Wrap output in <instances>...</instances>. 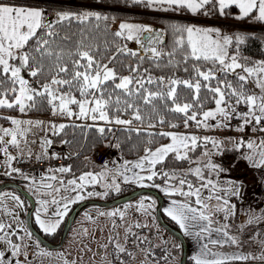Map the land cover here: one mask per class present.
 <instances>
[{
  "label": "snow or ice",
  "instance_id": "snow-or-ice-1",
  "mask_svg": "<svg viewBox=\"0 0 264 264\" xmlns=\"http://www.w3.org/2000/svg\"><path fill=\"white\" fill-rule=\"evenodd\" d=\"M42 2L0 0V110L21 114L48 110L53 116L91 121L75 126L94 127L103 139L108 133L114 135L118 126L127 140L133 135L137 138L139 143L133 148L142 149L143 154L119 165L111 161L114 167L106 162L100 172L89 171L71 179L63 178L73 172L71 166L48 168L38 182L34 175L14 167L13 161L24 156L29 134L34 129L43 131L44 122L0 117L11 125H0V154L9 169L6 175L22 177L29 192L39 197L34 215L40 230L54 235L71 205L93 195L107 196L111 190L119 192L121 182L136 184L158 188L171 198L163 210L165 215L185 236L200 244L198 252L190 256L193 264L249 260L264 264V237L259 234L252 237L261 246L259 255L218 251L225 245L239 248L245 228L264 222V213L252 212L239 227L240 235L232 234L227 221L236 215V205L230 203V197H239L240 187L235 182L218 186L212 175L227 171L214 159L223 154L224 141L179 131L181 127H195L264 133V60H252L241 49L250 37L196 25L173 24L158 30L126 20L113 30L115 17L91 9H61L50 14ZM131 4L153 11L183 10L194 16H206L210 11L227 16L231 14L227 10L235 8L236 19L264 24V0H131ZM130 42L137 47L130 48ZM154 69L161 74H155ZM180 72L185 75H178ZM233 120L239 121L234 128ZM65 127L48 125L53 132ZM228 143L240 154V160L264 169V137L239 136L228 138ZM44 144L51 141L45 139ZM112 146L120 148L121 141L117 138ZM10 148L19 156H13ZM27 152L31 158V150ZM45 155H36L35 160L41 162ZM170 159L188 166L167 169ZM157 178L163 183L157 184ZM100 182H105L103 193L87 190ZM5 198L0 195V204ZM7 198L16 208H25L20 196L10 194ZM155 204L151 197H143L136 208L152 216ZM130 206L124 205V209ZM2 210L13 221L18 220L14 210L6 205ZM219 213H223V222L216 219ZM100 215L123 219L125 211L116 209ZM127 231L131 233V228ZM213 233L220 238H212ZM25 238L34 239L28 228L0 222V264H32L26 251L31 244H25ZM40 243L36 240L37 249ZM114 247L118 253L131 256L118 242ZM33 254L53 255L46 250ZM148 258H154V253L148 251ZM163 259L174 257L168 253ZM63 264L69 261L64 259Z\"/></svg>",
  "mask_w": 264,
  "mask_h": 264
},
{
  "label": "rangeland",
  "instance_id": "rangeland-1",
  "mask_svg": "<svg viewBox=\"0 0 264 264\" xmlns=\"http://www.w3.org/2000/svg\"><path fill=\"white\" fill-rule=\"evenodd\" d=\"M63 4L67 5V7H70L71 10L73 11L84 10V9H91L95 11L102 10L101 6L90 2H81V1L73 2V3L64 2ZM147 10L148 11L145 12L146 15L157 16L165 19L178 18L180 20L187 21L188 23L186 25H196L205 28H217L222 33L227 35H233L239 33L251 38H255L256 36L259 38L257 40V46L259 47V53L261 54V57H259L257 60H264V36L261 35L257 36L255 32L257 30L263 33L264 26H260L259 28H256V30L252 31V29L254 28L251 29L249 26H244L246 25L244 23H243L244 25L242 24L243 25L242 26L240 25V23H234L232 21L230 22V20H222L219 19L218 17H212V16L210 17L207 15L194 16L189 12L187 15L183 10L179 12L153 11L150 9ZM115 18H116V23L112 25L113 30H115L118 27V24L121 21H125V20L134 24L150 25L154 29H158V30L163 29L161 25H158L154 21L141 22L139 20H130L126 18H117V17ZM129 47L135 49L137 45L133 42H130ZM243 54L245 55V53ZM245 56L250 57L248 54H246ZM250 87L255 91H259L258 89H255L254 85H250ZM0 116L5 117L7 116V114L3 111H0ZM57 116H54L53 119L55 120L56 124L59 125L60 121L58 120ZM60 118L65 121L70 120L69 118L63 116H60ZM48 122L49 121H47L46 124L47 127L49 125ZM49 123H51V121ZM81 123L91 124L92 122L82 121ZM10 126L11 125L7 124L4 125L3 127H10ZM210 130H212L216 134H226L229 132H235L231 129H219V128L210 129ZM40 131H41L40 129H34L33 132L29 134L28 136L29 144H32L33 143L32 141H35L33 145H35L36 142L41 144L42 141H44L45 139L49 140L48 137H43L42 136L43 134H41L42 131L41 132ZM251 132L254 133L253 131ZM114 138L115 137L112 134L109 141L104 146L98 149H102L110 145L111 149L113 150V153L116 156L117 148L112 146L116 143ZM249 138L258 139V137L256 136H250ZM216 139L224 141V147L226 148V150H223V154L220 155V157L219 155H217V158L219 157L218 160L217 158L214 159L218 164L226 168L227 171L212 175L214 179L218 182V186H227L229 182H235L240 187L241 190L240 196L230 197V203L236 205V215L234 217H231L229 221H227V223H230L231 225L232 234L240 235V233L238 232L239 227L245 225L247 219L249 218V215L252 212H255L256 215H260L261 213H264V169L254 168L251 165H249L247 161L240 160L239 159L240 154L236 151H233L232 150L233 148L230 150L229 147L231 145L230 143H228V138H226L225 136H220ZM51 146H52L51 144L50 145L44 144L41 149V145H40V149H39L40 151L36 155H40L41 150H43V152H46V154L47 153L50 154V155L47 154L43 158L50 157L53 153H55L54 151H52ZM96 150H94L91 154V161H93L92 156ZM10 152H13L11 148H10ZM110 164L111 163H109V165ZM103 165L99 166L93 164L94 170L91 172L94 173L100 172L101 171L100 169L103 167ZM43 173L46 174V171ZM40 175L41 174L34 175L37 178V181H39ZM189 179L194 180L193 177H189ZM23 182L24 184L22 185V187L33 197L35 201V209H36L38 207V205L36 204V200L39 197L29 192L28 188L26 187L27 181L23 179ZM104 183L105 182L97 183L94 187H89L87 190L96 193H103L105 191V188L103 187ZM133 187L140 188V186L137 185H132L131 188ZM12 192L13 190L11 189H5L0 193V195H5V193H12ZM119 194L120 191L116 192L114 190H111L109 191L107 196L93 195L92 197L86 198L84 200L109 201L115 199L116 196H118ZM205 195H207V192H205ZM20 197L21 200L25 202V208L22 210L16 208L13 201L10 199H4L3 204H0V212L3 211L2 209L6 205L10 211L14 210L19 214L18 221L17 220L13 221L11 216H9L6 212L3 211L10 217V219L7 220V223H12L14 227H18V224L20 222H23L22 224L20 223L22 227H26L25 217L27 213L26 208L28 205H27V201L22 196ZM143 197H151V196L141 195L123 204L113 205L110 207H99V206L85 207L73 221L63 245L58 249H48L41 244H40V248L37 249L35 238L33 240H28L27 238H25L24 243L31 244V247L26 250L29 259L31 260L32 264H63L64 259L68 260L69 264H112V263H121V262L128 264H157V262L158 264H179L178 255H179L180 247L178 240L175 239L170 234H168L157 223L156 218L155 219L152 218L155 217L156 208L152 212V216L146 215L142 211L137 210L136 205ZM151 199H154V197H151ZM146 202L149 203L150 201H146ZM212 203L215 204L216 201L213 200ZM73 205L70 206V209ZM124 205H131V206L127 210H125ZM35 209L32 215V223L36 229L40 230L39 226L35 223V215H34ZM116 209L125 211V216L123 219H120L119 215L115 217H110L108 215H103V216L100 215L101 212L108 213ZM67 216L64 217L57 232L62 231V227ZM216 219L223 220V213L217 214ZM137 224H139L141 227L139 228L135 227V225ZM144 225H147V227H144ZM129 228H131V233H128L127 231ZM40 232L42 231L40 230ZM262 232H264V222H261L259 224H253L246 227L243 234L240 235V239L243 241L240 248H244L247 245H249L250 244L249 242L254 241L252 237L256 234H259L260 236ZM56 234L53 235L54 238L49 239L50 240L49 242L57 243L59 241V239L58 241L55 239L58 237L56 236ZM13 239H15V237ZM116 242H118L120 246L125 247L127 249V252L131 253V256H129L127 253H118L114 247ZM162 244H165L166 249H164L161 252L155 251L154 258H148V251L152 252ZM259 246L260 244L254 241V250L259 249ZM225 249L224 248L218 249V251H224ZM41 250L52 252L53 255L51 257H41L33 254L34 252H39ZM168 253H171L174 259H169L168 261H165L163 257ZM57 254H62V257L58 256ZM21 259H23V257H21ZM251 261H259V260H251Z\"/></svg>",
  "mask_w": 264,
  "mask_h": 264
},
{
  "label": "trees",
  "instance_id": "trees-1",
  "mask_svg": "<svg viewBox=\"0 0 264 264\" xmlns=\"http://www.w3.org/2000/svg\"><path fill=\"white\" fill-rule=\"evenodd\" d=\"M90 2L97 4L102 7V10L99 11L104 15H108L110 17H117V18H126L130 20H139V21H154L158 25H161L163 29H168L169 26L173 24H179V25H186L188 22L184 20H180L178 18H160L157 16H152V15H146V11H148L146 8L143 6H137V5H132L131 0H43L42 5L43 7L47 8L50 14H53L57 10H71L70 7H67V5L63 4L64 2ZM20 2H24V0H20ZM230 12V15L227 16H220L218 13L210 11L207 16H212V17H218L219 19L222 20H230V22L234 23H244L246 20H238L235 18V16L238 14V10L235 8L227 10ZM185 14L188 15V12L184 11ZM202 15V14H201ZM200 15V16H201ZM202 19V18H200ZM197 19V20H200ZM244 25V24H243ZM242 25V26H243ZM264 26V24H262ZM246 26V25H244ZM256 30V28L252 29V31ZM257 36L261 35L264 36V32L262 33L261 31H255ZM259 38L255 36V38H251L247 40L245 45H242L241 49L242 52L248 54L252 60H257L259 57H261V54L259 53V47L257 46V40ZM155 74L159 75L161 74L160 72L156 71L155 69L153 70ZM127 74V73H125ZM180 76H184L185 74L180 72L178 73ZM232 79L233 77H229ZM250 87V86H249ZM251 88V87H250ZM209 107H214V105H208ZM5 112L6 114H12V115H17L21 114L18 111H12V110H0ZM26 116H31V117H49L51 115V112L48 110H41V111H31L28 112L27 114H24ZM1 117V116H0ZM4 117V116H3ZM9 125L7 120L0 119V125ZM75 125H83V124H67L66 127L62 131H55L50 134V141H51V149L55 153L53 155H56L61 152H66L65 154L68 155L71 158V167L73 172L65 174L63 176L64 179H71L78 177L79 175L93 171L94 166L93 162L91 161V154L94 150L104 146L109 139L111 138V133L107 134V139H103L100 137L99 133L96 131V129L93 128H88V127H76ZM180 129H183L182 127ZM179 129V130H180ZM189 129H195V127H191ZM126 133H123L119 128H116L115 134H114V139L115 142L117 141V138L121 141V147L117 148V154H116V159L121 160H132L138 158L140 155L143 154L142 149L141 150H136L133 148L134 144H138L139 141L137 138L133 135V138L131 140L126 139ZM165 143L167 141H164ZM62 150V151H60ZM64 150V151H63ZM35 158V156H32ZM95 165V164H94ZM188 165L183 164V165H177L174 161L171 159L166 162V168L167 169H172L176 167H181V168H186ZM74 174V175H73ZM20 176H14L8 179H5V181L9 182H18L21 184V186L24 184L23 179ZM4 181V182H5ZM157 184H162L163 181L160 179H156L155 181ZM123 189L120 190V194L117 197H120L122 195H125L137 188L133 187L131 188L130 185H126L122 187ZM17 194H19L16 190L11 189ZM20 195V194H19ZM153 197V196H151ZM113 198V197H111ZM115 198V197H114ZM155 199V198H154ZM156 204L154 206V210L157 207V200L155 199ZM27 210L29 209V204L27 203ZM76 205V204H75ZM73 205L71 209L75 206ZM70 209V211H71ZM83 210V209H82ZM81 210V211H82ZM80 211V212H81ZM163 216V215H162ZM163 219L167 224H169L171 227L178 229L177 225L170 220L166 219L163 216ZM38 230V229H37ZM40 231V230H39ZM57 233V234H56ZM57 238H55L57 241L60 239V233L61 231L56 232ZM44 234V233H43ZM46 239L50 241L49 239L54 238L53 235H47L45 234ZM179 243V242H178ZM180 251L178 255V260L180 261V256H181V245L179 243ZM164 249H166L165 244L160 245L157 247L155 251L161 252ZM186 264H193V262L187 258Z\"/></svg>",
  "mask_w": 264,
  "mask_h": 264
},
{
  "label": "crops",
  "instance_id": "crops-1",
  "mask_svg": "<svg viewBox=\"0 0 264 264\" xmlns=\"http://www.w3.org/2000/svg\"><path fill=\"white\" fill-rule=\"evenodd\" d=\"M238 10V9H237ZM238 15V14H237ZM243 24V23H242ZM244 24H246V26H249L251 29L252 28H259L260 26H263L262 24H260V23H250L248 20H246L245 22H244ZM7 116H11V117H16V118H19V119H22V120H32V121H37V120H40V121H43L44 123H45V125H44V130L41 132V134H43L42 136L43 137H48V138H50V134L51 133H53V131H51V130H49V128L46 126V124H47V121H51V123H54V124H56V122H55V120L53 119V115L51 114L49 117H45V118H41V117H29V116H26V115H22V114H15V115H12V114H7ZM6 117V116H5ZM57 118H58V120L60 121L59 122V124H64V125H67V124H82L81 122L82 121H80V120H75V118H71L70 120H67V121H65V120H62L61 118H60V116L58 115L57 116ZM49 122H48V124H49ZM10 125V124H9ZM57 125V124H56ZM84 125V124H83ZM116 128H119L118 126L116 127ZM164 130H167V129H164ZM179 131H181V132H184V131H187V132H190V133H192V134H195V135H197V136H209V137H213V138H218V137H220V136H225L226 138H238L239 136H244L245 138H249L250 136H256V137H258V138H260V137H263V136H261V135H259L257 132L254 134V133H252L250 130L249 131H246L245 133H237V132H229V133H226V134H216V133H214L212 130H206V129H180ZM31 136V135H30ZM50 140V139H49ZM167 143V142H166ZM40 145H41V149H42V143L40 144V143H38V142H36L35 143V145H33V143L32 144H29L28 143V145L26 146V150H25V154H24V156H22V157H20V158H23V157H29L28 156V152H27V149H30L31 150V153H32V155H35L36 156V154L40 151L39 149H40ZM230 150L233 148L232 147V144L230 143ZM22 147H25L24 145H22ZM44 149V148H43ZM13 150V152H10L13 156H19V153L15 150V149H12ZM224 150H226V148L224 147ZM48 152V151H47ZM41 153H44L43 152V150H41ZM48 154V153H47ZM46 154V155H47ZM198 154V153H197ZM45 155V156H46ZM48 155H50V154H48ZM219 157H220V155H219ZM218 157V158H219ZM214 158H217V156H215ZM218 158H217V160H218ZM4 156H3V154H0V171H1V174H0V183H2V182H4L5 181V179H8V178H11V177H14V176H18L17 174H15V173H13L12 175H6V172H8L9 171V169L7 168V166H6V164L4 163ZM137 159V158H136ZM136 159H132V160H129V161H135ZM114 161H116L117 162V164L119 165V164H122L123 163V161H124V159H121V160H118V159H116L115 158V160ZM13 166L14 167H16L17 168V166H16V162L15 161H13ZM109 167H114V165H112V164H110L109 165ZM100 170H102V168L100 169ZM39 182V181H38ZM118 182H120L119 180H118ZM126 185H130V186H132V185H136V184H124V183H122L121 182V189H123L122 187L123 186H126ZM138 186V185H137ZM149 188H152V189H154V190H156L160 195H161V197H162V207H161V212H162V215L166 218V219H168V220H170L171 222H173V223H175L174 221H172L168 216H166L165 215V213H164V208L165 207H167V206H169V204H170V199L171 198H169L168 196H166L163 192H161L158 188H154V187H149ZM14 192V191H13ZM5 193V199H10V198H7L10 194H14V195H18V196H20L19 194H17L16 192H14V193ZM21 198V197H20ZM177 199H179V197H176ZM11 200V199H10ZM147 203V202H146ZM22 210V209H21ZM10 219V217L6 214V213H4L3 211H1L0 212V222H7V220H9ZM18 221V220H17ZM220 221H222L223 222V220H220ZM18 227H22L21 225H20V223L18 224ZM177 227H178V229H179V226L177 225ZM179 231L181 232V230L179 229ZM182 233V232H181ZM182 235H183V237H184V240H185V243H186V248H187V258H189L190 259V256L191 255H194V254H196L197 252H198V250H199V247H200V244L195 240V239H193V238H191V237H187V236H185L183 233H182ZM235 235V234H234ZM260 236L262 237V236H264V232H262L261 234H260ZM212 238H220L217 234H215V233H213V235H212ZM250 244V246L249 245H247L246 247H244V248H237V247H235V246H229V245H225V247H224V251H221V252H223V253H225V254H227V255H247V254H249V253H252V254H257V255H259L260 254V251H261V246H259V249H256V250H254V241L253 242H249ZM191 260V259H190ZM192 261V260H191ZM249 261H251V260H249ZM193 262V261H192ZM237 262H245V261H233L232 263H237Z\"/></svg>",
  "mask_w": 264,
  "mask_h": 264
},
{
  "label": "water",
  "instance_id": "water-1",
  "mask_svg": "<svg viewBox=\"0 0 264 264\" xmlns=\"http://www.w3.org/2000/svg\"><path fill=\"white\" fill-rule=\"evenodd\" d=\"M60 151H62V150H60ZM64 153H66V152H64ZM5 189L16 190L20 194V196H22L27 201V203L29 204V209L27 210L26 217H25L26 227L33 233L34 238L36 240H39L41 242L40 244L45 246L48 249H58L63 245L65 238L69 232V229H70L73 221L75 220L77 215L80 213V211L82 209H84L85 207H87V206L110 207L113 205L123 204V203L128 202V201H130V200H132L138 196H141V195L153 196L157 200V207L155 210L156 221L168 234H170L171 236H173L175 239L178 240V242L181 245V256H180L179 264H186L187 248H186V243H185L184 237L179 230L171 227L163 219L162 212H161L162 197L156 190H154L152 188L140 187V188H137V189L125 194V195H122L120 197H117V198L109 200V201L84 200L82 202L77 203L69 212V214H68V216H67V218L63 224L60 239L57 243H51V242L47 241L43 237V235L35 229V227L32 223V215H33V212L35 209V201H34L33 197L21 186V184L18 182H9V181H5V182L0 183V193ZM233 264H262V262L261 261H245V262H237V263H233Z\"/></svg>",
  "mask_w": 264,
  "mask_h": 264
},
{
  "label": "built area",
  "instance_id": "built-area-1",
  "mask_svg": "<svg viewBox=\"0 0 264 264\" xmlns=\"http://www.w3.org/2000/svg\"><path fill=\"white\" fill-rule=\"evenodd\" d=\"M245 110V109H242ZM233 128L239 123V121L233 120ZM258 133V132H257ZM264 136V133H258ZM115 154L111 149V146H106L102 149H98L93 153L92 160L95 165H103L106 162L114 161ZM16 162L17 168L21 169L25 174L39 175L45 172L48 168H58L60 166H71V158L64 154L59 153L51 157L43 158L41 162H37L35 158L23 157Z\"/></svg>",
  "mask_w": 264,
  "mask_h": 264
},
{
  "label": "flooded vegetation",
  "instance_id": "flooded-vegetation-1",
  "mask_svg": "<svg viewBox=\"0 0 264 264\" xmlns=\"http://www.w3.org/2000/svg\"><path fill=\"white\" fill-rule=\"evenodd\" d=\"M39 231V230H38ZM39 233H41L43 235V237L45 236V234H43L42 232L39 231ZM46 239V237H44ZM47 240V239H46ZM48 241V240H47ZM112 264H121V263H112ZM123 264H128V263H123Z\"/></svg>",
  "mask_w": 264,
  "mask_h": 264
}]
</instances>
